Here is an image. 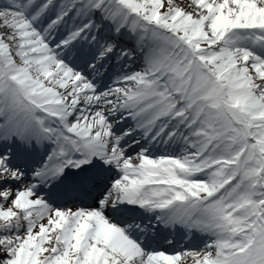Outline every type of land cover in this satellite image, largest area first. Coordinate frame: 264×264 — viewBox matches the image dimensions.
Instances as JSON below:
<instances>
[{"label": "snow or ice", "instance_id": "6c2138e0", "mask_svg": "<svg viewBox=\"0 0 264 264\" xmlns=\"http://www.w3.org/2000/svg\"><path fill=\"white\" fill-rule=\"evenodd\" d=\"M0 264H264V0H0Z\"/></svg>", "mask_w": 264, "mask_h": 264}]
</instances>
